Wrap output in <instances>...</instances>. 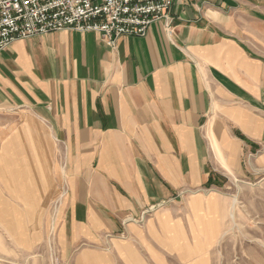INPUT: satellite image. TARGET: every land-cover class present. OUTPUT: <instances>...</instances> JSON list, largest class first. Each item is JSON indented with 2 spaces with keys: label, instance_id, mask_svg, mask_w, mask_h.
Instances as JSON below:
<instances>
[{
  "label": "crops",
  "instance_id": "crops-1",
  "mask_svg": "<svg viewBox=\"0 0 264 264\" xmlns=\"http://www.w3.org/2000/svg\"><path fill=\"white\" fill-rule=\"evenodd\" d=\"M167 14L171 35L160 19L114 47L63 29L0 51L12 237L15 225L44 237L58 198L69 261L206 262L225 224L221 179L264 147V0H173Z\"/></svg>",
  "mask_w": 264,
  "mask_h": 264
},
{
  "label": "rangeland",
  "instance_id": "rangeland-1",
  "mask_svg": "<svg viewBox=\"0 0 264 264\" xmlns=\"http://www.w3.org/2000/svg\"><path fill=\"white\" fill-rule=\"evenodd\" d=\"M219 185L225 224L204 264H264V147L253 153L251 167L242 176L222 178ZM57 201L49 206L42 238L31 239L16 225L12 237L8 225H0V264H76L57 245Z\"/></svg>",
  "mask_w": 264,
  "mask_h": 264
},
{
  "label": "built area",
  "instance_id": "built-area-1",
  "mask_svg": "<svg viewBox=\"0 0 264 264\" xmlns=\"http://www.w3.org/2000/svg\"><path fill=\"white\" fill-rule=\"evenodd\" d=\"M172 2L0 0V51L14 40L63 29L98 32L106 44L114 47L120 36H145L149 26L160 19H164L165 32L171 35L173 28L167 12ZM152 210L153 207L143 210L135 220L143 221Z\"/></svg>",
  "mask_w": 264,
  "mask_h": 264
}]
</instances>
